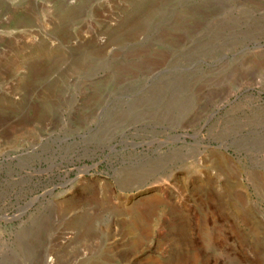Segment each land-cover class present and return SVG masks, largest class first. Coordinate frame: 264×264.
I'll use <instances>...</instances> for the list:
<instances>
[{
    "label": "rangeland",
    "instance_id": "rangeland-1",
    "mask_svg": "<svg viewBox=\"0 0 264 264\" xmlns=\"http://www.w3.org/2000/svg\"><path fill=\"white\" fill-rule=\"evenodd\" d=\"M188 1L0 0V264H264V0Z\"/></svg>",
    "mask_w": 264,
    "mask_h": 264
},
{
    "label": "water",
    "instance_id": "water-1",
    "mask_svg": "<svg viewBox=\"0 0 264 264\" xmlns=\"http://www.w3.org/2000/svg\"><path fill=\"white\" fill-rule=\"evenodd\" d=\"M189 3H192V4H195L196 3V1L195 0H190V1H188ZM216 114V112H213V113H211L210 115H209V117H208V120H207V122L204 124V126L208 123V121H210L213 117H214V115ZM112 147H114V146H112ZM111 147V148H112Z\"/></svg>",
    "mask_w": 264,
    "mask_h": 264
},
{
    "label": "bare ground",
    "instance_id": "bare-ground-1",
    "mask_svg": "<svg viewBox=\"0 0 264 264\" xmlns=\"http://www.w3.org/2000/svg\"><path fill=\"white\" fill-rule=\"evenodd\" d=\"M88 170V167H84V171H87Z\"/></svg>",
    "mask_w": 264,
    "mask_h": 264
}]
</instances>
